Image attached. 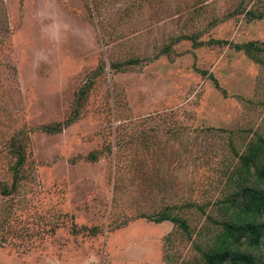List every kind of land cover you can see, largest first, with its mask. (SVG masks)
Here are the masks:
<instances>
[{
  "label": "rangeland",
  "instance_id": "374dc122",
  "mask_svg": "<svg viewBox=\"0 0 264 264\" xmlns=\"http://www.w3.org/2000/svg\"><path fill=\"white\" fill-rule=\"evenodd\" d=\"M243 3L0 0V264H203L264 138ZM168 206L189 232L146 218Z\"/></svg>",
  "mask_w": 264,
  "mask_h": 264
},
{
  "label": "trees",
  "instance_id": "16d2710c",
  "mask_svg": "<svg viewBox=\"0 0 264 264\" xmlns=\"http://www.w3.org/2000/svg\"><path fill=\"white\" fill-rule=\"evenodd\" d=\"M252 0H249V3ZM248 3V5H249ZM243 3L235 10L232 16L244 15L248 20H263L264 10L250 8ZM184 39H194L197 42L199 34L193 33ZM217 44H229L228 41H213ZM238 51H243L253 61L264 65V45L248 43L245 45L234 44ZM116 68V67H115ZM118 68V67H117ZM207 74V72H203ZM68 124V123H67ZM61 126H47L48 133L54 132ZM19 157V167L25 163L24 148L19 146L16 150ZM97 153L89 155L92 161L97 160ZM238 167V181L234 189L224 199V219L218 222L219 234L213 248L204 254L203 264H264V138L258 137L251 144L244 155L240 157ZM20 170V169H19ZM15 174V182L20 171ZM253 180V181H252ZM15 183L13 184V187ZM3 193L9 195L10 191L3 188ZM186 209L189 207H185ZM201 208V209H200ZM200 210H204L202 206ZM183 211L177 207L168 206L163 209L158 217H146L158 224L172 222L177 229L189 232L190 225L182 216Z\"/></svg>",
  "mask_w": 264,
  "mask_h": 264
}]
</instances>
